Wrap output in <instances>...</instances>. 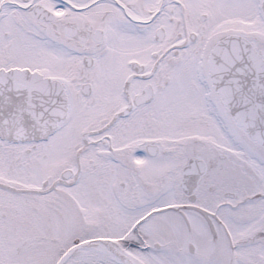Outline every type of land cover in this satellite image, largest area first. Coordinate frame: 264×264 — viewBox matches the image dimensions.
I'll list each match as a JSON object with an SVG mask.
<instances>
[{
    "label": "snow or ice",
    "instance_id": "snow-or-ice-1",
    "mask_svg": "<svg viewBox=\"0 0 264 264\" xmlns=\"http://www.w3.org/2000/svg\"><path fill=\"white\" fill-rule=\"evenodd\" d=\"M0 264H264V0H0Z\"/></svg>",
    "mask_w": 264,
    "mask_h": 264
}]
</instances>
